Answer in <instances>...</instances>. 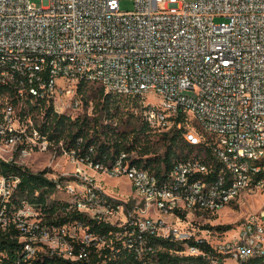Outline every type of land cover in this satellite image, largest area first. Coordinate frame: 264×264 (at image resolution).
Listing matches in <instances>:
<instances>
[{
  "label": "built area",
  "instance_id": "2783aa9c",
  "mask_svg": "<svg viewBox=\"0 0 264 264\" xmlns=\"http://www.w3.org/2000/svg\"><path fill=\"white\" fill-rule=\"evenodd\" d=\"M121 1L0 0V162L26 170L33 155L60 147L81 166L126 177L137 204L106 196L82 169L59 180L43 171L55 184L47 205L57 206L56 220L75 212L120 231L111 238L81 221L47 224L42 206L19 196L21 178L0 173V231L18 230L29 260L90 263L96 255V264H116L105 257L108 248L121 251L113 239L142 264H159L155 240L209 264L264 257V208L217 244L192 220L264 190V0H131L132 11H122ZM81 83L136 100V114L156 131L181 132L222 167L191 155L159 175L136 152L111 164L78 158L41 129L50 106L71 119L83 111ZM150 94L157 103H148Z\"/></svg>",
  "mask_w": 264,
  "mask_h": 264
},
{
  "label": "trees",
  "instance_id": "16d2710c",
  "mask_svg": "<svg viewBox=\"0 0 264 264\" xmlns=\"http://www.w3.org/2000/svg\"><path fill=\"white\" fill-rule=\"evenodd\" d=\"M85 86L84 83L79 84V94L83 97L84 107L89 103L84 96ZM100 91L99 100L94 106V116L80 114L75 119H71L64 114L55 113L53 107L50 106L46 109V118L49 119V123L47 122L48 124L42 126V132L47 134L49 138L55 139L58 144L61 143L60 141H64L65 149L68 151L75 150L77 157L80 159L91 156L95 161H104L111 164L123 151L136 152L140 157L136 159L138 163L153 169L159 175H167L172 170L175 162L182 159L177 151L179 143L184 142L182 133L179 131L163 133L156 131L155 128L136 114V100L113 94L124 100L123 105L120 99L111 97V93L104 95L103 90ZM124 116H126L125 119ZM115 118H117V121H115ZM139 118L141 121L140 126L137 123ZM158 133H160L166 146L161 158H157V155L153 156L154 143L149 142V140L146 141L148 135H157ZM190 147L189 152H192L193 147ZM200 151L204 154L205 159L213 164L216 171L222 167L209 148L202 146ZM186 157L189 156L186 155ZM0 173L12 174L21 178L19 196L32 204L41 205L47 224L63 225L69 221H81L89 226L91 231L103 233L108 237H111V231H114V233L120 231L112 227L93 224L87 221L83 215L75 212L68 213L66 217H60L56 220L54 218L55 214L59 212L57 206L55 204L47 205L48 200L55 193V184L45 178L46 172L34 174L29 169L23 170L15 165L0 162ZM227 228H230V226ZM121 231L125 232V230ZM19 238L20 233L15 228H11L8 232L0 231L1 264H96L102 260L96 255L92 257L90 263H75L56 256H44L29 260ZM112 244V248L121 247V251L117 255L110 250L111 248H108L105 257L111 258L109 263L142 264L131 254V251L127 250L123 240L113 239ZM150 245L155 250L153 257L159 264H209L206 257L195 258L177 255V251L184 249L180 244L155 240L150 242ZM202 249L206 253L210 251L206 245H203ZM241 264H264V257Z\"/></svg>",
  "mask_w": 264,
  "mask_h": 264
},
{
  "label": "rangeland",
  "instance_id": "374dc122",
  "mask_svg": "<svg viewBox=\"0 0 264 264\" xmlns=\"http://www.w3.org/2000/svg\"><path fill=\"white\" fill-rule=\"evenodd\" d=\"M187 2H193L195 0H185ZM32 3L37 7H42L47 4V0H32ZM122 11H132L134 9V3L131 0H123L120 3ZM100 90H103L104 95L108 94L104 89L95 85H86L84 87V96L88 99L89 103L84 107L80 114H87L94 116V106L99 100ZM111 97H116L110 94ZM118 100L120 98L116 97ZM124 105V100L120 99ZM148 103H157L158 97L155 94H150L147 99ZM126 116H124V119ZM117 121V118H115ZM138 125H141L140 118L137 121ZM153 142V153L157 155V158H161L166 150V146L160 133L157 135H148L146 141ZM203 146V145H202ZM191 148L188 144L181 141L178 146V154L180 157H186V155H202L200 149L202 147H193L192 152H189ZM32 173H40L43 171L48 172L50 178L59 180L64 176H72L82 169L87 172L88 176L93 179V182L104 192V194L110 198L118 199L127 202L130 206L136 205L138 199L136 198L129 180L126 177H110L102 172H95L90 168H86L77 164L71 157L67 156L60 147L52 148L47 153H37L28 160L26 166ZM58 197H66L64 193H59ZM143 206V204H141ZM264 208V190L257 189L250 192H246L232 205L223 209L219 214L214 216H198L193 217L192 220L196 224H200L204 228L211 231L212 240L220 243L227 239L233 238L238 235L243 223L251 214H258ZM230 226V228H227ZM227 264H234L232 260H228Z\"/></svg>",
  "mask_w": 264,
  "mask_h": 264
},
{
  "label": "crops",
  "instance_id": "0c3cea01",
  "mask_svg": "<svg viewBox=\"0 0 264 264\" xmlns=\"http://www.w3.org/2000/svg\"><path fill=\"white\" fill-rule=\"evenodd\" d=\"M234 264H235V262H234Z\"/></svg>",
  "mask_w": 264,
  "mask_h": 264
}]
</instances>
